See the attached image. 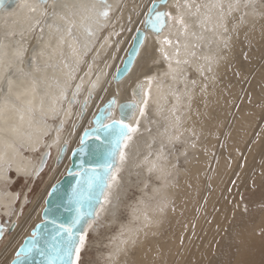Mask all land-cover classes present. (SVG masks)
I'll use <instances>...</instances> for the list:
<instances>
[{
  "label": "bare ground",
  "instance_id": "obj_1",
  "mask_svg": "<svg viewBox=\"0 0 264 264\" xmlns=\"http://www.w3.org/2000/svg\"><path fill=\"white\" fill-rule=\"evenodd\" d=\"M25 2L33 4L35 0ZM64 2L72 6L80 0ZM152 2L109 0L113 10L110 18L104 21L106 27L99 32H96V26L90 21H82L81 15H70L68 10L60 6L53 9L50 6L52 0L44 6L49 15L41 17L39 13L42 9H37L35 13L29 12L27 6L20 7V1L17 8L0 23V38L7 45L8 59L14 61V67L0 79V101L7 97L10 104L17 107H25L31 101L35 110L34 119H40L39 108L43 98L47 131L37 150L33 151L27 146L20 148L12 168L7 172L8 179L0 180V217L7 218L0 233L6 228L11 230L0 250V264H9L22 239L40 221V213L50 187L68 167L71 151L79 145L81 132L90 126L98 108L110 96H114L116 105L124 100L132 101L136 98L133 91L138 84L141 86L140 102L144 99V92L149 93L146 114L140 116L137 108L126 122L137 126L141 133L132 134L133 140L127 150L128 159L118 173L119 183L113 192L112 203L105 208L91 229L99 235L95 245L104 244L108 248L106 252L96 249L93 264H264V211L246 230L241 228L237 220V208L240 205H235L239 193L241 144L246 138L241 134L262 113L254 105L264 103V2L256 0L254 11L251 5L246 7L244 0H240L238 8L229 13L228 5L233 0H204L199 12H196L198 0H187L190 8L183 7L185 0H179L180 13L190 27L186 35L180 36L181 26L175 20L171 21L160 33L161 41L166 36L173 41L170 45L158 43L157 36L146 24L141 23ZM176 2L167 0L156 11H168L172 16H177V8L174 7ZM194 12L196 14L192 15ZM61 15L65 16L64 20L60 19ZM205 16L209 19L205 20ZM36 19L40 20V25L29 31ZM221 24L227 28V32L219 26ZM87 26L92 27L95 36L85 34L84 28ZM70 27L71 35L68 32ZM138 28L145 33V45L136 56L131 71L122 79L114 81L115 72ZM8 30H14L17 34L9 37L5 35ZM21 31L22 37L19 34ZM105 37H108L107 43ZM18 41L23 46L22 59L15 55ZM146 49L152 51L158 63L146 62L143 55ZM165 53L169 57L167 60L164 58ZM33 56L41 69L38 73H32L37 81L36 93L24 94L25 86H31L26 78H21L17 70L32 72ZM259 56H262L263 61L257 66V73L243 85L241 78L248 75L254 59ZM206 58H212L211 64ZM177 59L182 63L177 65ZM241 59L247 63L236 65V73L231 74V63L238 64ZM184 60L188 63H183ZM169 64L181 70L176 79L172 78ZM209 66L212 71H208ZM69 72L74 78L67 84V98L63 101L57 99L58 111L53 114L48 109L52 107V99L60 95L57 83L65 85ZM148 76L155 77L151 84L147 80ZM9 77L13 81L11 94ZM92 80H96L97 87L90 90ZM75 84L81 87L75 97L76 102L70 104V98L74 99ZM242 89L245 97L240 98L236 113L233 103ZM86 99L82 112L81 103ZM112 111L113 118H116L117 106ZM5 116L7 124H0V127L15 125L24 131L28 130L27 113L23 123L14 111L7 112ZM61 122L63 126L59 132V142L55 143ZM190 133L197 136L192 143L188 138ZM0 135L13 139L7 132ZM169 135H179V140L184 141L182 152L188 147L193 150L190 157L185 158V167L179 171L172 167L176 166L175 161L168 160L167 152L163 150L166 159H160L157 163L171 171V175L165 178L159 171L149 172L148 169L152 161L157 160L163 144L171 147L174 141L178 142L174 140L169 143ZM258 141V147L255 145L247 152L250 160L243 164L242 175L245 178L256 170L264 173V161L259 163V160L264 159V134L260 135ZM62 144H67L66 152L60 163L56 164ZM155 145L156 149L153 148ZM45 151H48V157H52V177L41 196L31 203L21 217L27 204L29 188L21 194L12 190L11 175L20 176L24 180L29 178L30 183L34 182L41 172H37V169ZM17 168L21 169L19 173ZM228 174L230 179H226ZM229 181L235 182L231 189ZM131 187L139 189L140 194L136 200L128 202L127 194ZM162 201H167L168 206L161 213L158 207ZM122 208H127L126 221L119 217ZM145 212L158 223L144 228ZM12 223L14 226L9 229ZM110 229L115 231L110 233ZM137 229L143 230L137 232ZM133 235L136 239L134 245L129 239ZM125 239L129 242L118 251L121 249V240ZM236 248L239 249L232 262L227 263L226 253ZM130 249L133 251L128 255Z\"/></svg>",
  "mask_w": 264,
  "mask_h": 264
},
{
  "label": "snow or ice",
  "instance_id": "obj_2",
  "mask_svg": "<svg viewBox=\"0 0 264 264\" xmlns=\"http://www.w3.org/2000/svg\"><path fill=\"white\" fill-rule=\"evenodd\" d=\"M167 3V0H153L152 7L149 8L148 13L145 15V19L141 22L146 24L149 29L157 36V42L163 45H170L173 43L171 39L167 36L164 39L160 40V33L163 29L170 24L171 21L175 20L176 24L180 27V36L187 34L190 27L189 24L185 23L183 14L180 13L181 5L179 0H177L174 7L177 8L178 15L172 16L168 11H156V8L160 4ZM49 4V0H35L33 4H26L25 0H21L20 7H28L29 12L35 13L37 9H42L39 13L41 17L49 15V13L44 10V6ZM240 0H233L232 3L228 5L229 13L234 9L238 8ZM245 6L251 5L255 11L256 0H244ZM53 9L57 6H60L68 10L70 15H81L82 21L88 20L91 24L96 26V32H99L101 29L106 27L104 21H107L110 18V12L113 10L112 4L109 3V0H80L76 5L70 6L64 0H52L50 5ZM5 7L3 0H0V11ZM185 8H190L187 0H185ZM75 9V11H73ZM200 5H196V12H199ZM55 15V13H52ZM196 13H192L195 15ZM30 19V18H29ZM61 20L65 19V16H60ZM205 20L209 19L208 16L204 17ZM221 19H223V10L221 8ZM243 20V17H241ZM203 23V21L201 22ZM6 24V20H5ZM40 25V20L36 19L29 31L35 30L36 27ZM223 27V25H219ZM52 27V25H49ZM211 30V29H209ZM224 32H227V28L223 27ZM43 29L41 28V32ZM58 31V29H57ZM140 34V38L137 44L136 49L133 52V55L129 57V62L123 68V73L126 75L131 71L132 60L136 55L140 54L141 48L145 45L146 36L141 29L136 30ZM69 35H71V27L68 30ZM84 32L87 36H95V32L92 30L91 26L84 28ZM17 33L14 30H8L5 32V35L11 37ZM21 37L23 32L19 33ZM118 34V33H114ZM219 38V37H218ZM108 37H105V43H107ZM62 42V41H61ZM19 45V41L17 42ZM177 49L176 53L179 54V40L176 41ZM103 46V45H102ZM22 45H19L15 55L17 58L22 59L23 50ZM187 48V44L184 45ZM225 47H227V42L225 41ZM163 51V49H160ZM76 51L75 49L73 50ZM41 56L44 55L43 52L40 53ZM195 55V53H191ZM146 62H151L155 64L157 61L153 58V53L150 49H146L143 53ZM164 58L169 59L168 55L165 53ZM211 64L212 58H206ZM175 63L179 65L182 63L180 60H176ZM183 63H188L187 60H184ZM14 67V61L8 59L7 45L4 43L3 39L0 38V79H3L5 73ZM65 67H68L65 64ZM91 68V65L89 66ZM20 73L22 79L26 78L30 84V88L25 86L24 94H35L37 88V81L32 75V73H38L41 71L40 67L37 65L36 58H32V72H26L23 69L17 70ZM120 69H118V72ZM169 71L172 74V78L176 79V76L181 71L179 68H173L169 64ZM208 71H212L209 66ZM74 78L71 72L68 73V79L65 85H60L57 83V88L60 91L58 98L52 99V107L48 109L49 112L55 114L58 109L56 107L57 99L63 101L67 98V84ZM99 79V77H98ZM155 77L148 76L147 80L149 84L154 81ZM13 81L11 77L8 78L9 93H12ZM80 85H76V88L73 90L74 99L70 101L75 103V97L77 96ZM97 87V82H92L91 88L95 89ZM140 85L138 84L136 89L133 91L135 99L130 102L119 105V116L113 118V109L116 107L115 98L109 100L106 105L100 108L94 114L93 123L95 127L91 130H86V135L94 136L97 141H100L99 147L102 149L99 162L94 166L83 169L81 172H78L76 175L78 177L77 183L73 188L71 194V203L74 206L75 215L68 224H58L55 226L52 232L45 230L44 233L33 232L32 237L22 246L20 250L16 253L17 264H30L29 258L33 254H37L41 259L36 261V264H78L80 260V254L82 249L85 247L86 236L90 229L94 227L97 220L100 218L101 214L105 208L112 203L113 192L118 185V173L121 171V166L126 163L128 159V149L131 146V141L133 140V133L138 131L137 126L130 125L125 121L129 118V114H134L137 108H139L140 116H144L145 107L148 102L149 93L144 92V99L142 102L139 101V89ZM91 92L89 93V97ZM19 94L17 99H19ZM87 103V99L84 101ZM9 111H14L19 114V120L21 123L25 122V113H27V127L28 130L24 131L21 127L15 125L11 127H0V133H9L13 139L9 140L5 138L4 135H0V180H7V172L12 168L13 160L17 155H19V150L22 147H31L33 151L38 149L39 144L43 140V136L47 135L46 123L44 119V106L43 98L41 99V105L39 111L41 112L40 119H34L35 110L32 107L31 101L25 107H17L15 104H10L7 97L0 101V124H7V118L5 114ZM70 113V109H69ZM139 120H137V125ZM177 123H179V118H177ZM63 122L57 128V138L55 143L59 142V132L62 130ZM174 140H179V135L177 136H168V141L171 143ZM66 143V141H65ZM84 137H81V145H84ZM195 145H193L194 147ZM51 147V145H49ZM63 146H61V151ZM81 152L84 151L83 147L80 149ZM11 153V156L9 155ZM48 153H45L47 155ZM160 159H166L163 156V145L161 146V151L157 155V160L152 161L151 167L148 169L149 172L159 171L165 178L171 175L170 170H166L161 165L157 163ZM147 162V158L145 160ZM43 163V160L41 161ZM173 168L176 166L173 165ZM18 173L21 169L17 168ZM39 168L37 169V172ZM55 187V186H54ZM158 191V190H157ZM51 194V193H50ZM168 206L167 201H162L158 207L159 212H163L164 209ZM144 228L149 227L153 223H158V221H153L145 212L143 214ZM143 229H137L136 231H142ZM131 243L134 245L136 243L135 236L129 237ZM129 242L128 239L121 240V249L123 245Z\"/></svg>",
  "mask_w": 264,
  "mask_h": 264
},
{
  "label": "rangeland",
  "instance_id": "obj_3",
  "mask_svg": "<svg viewBox=\"0 0 264 264\" xmlns=\"http://www.w3.org/2000/svg\"><path fill=\"white\" fill-rule=\"evenodd\" d=\"M259 2L263 3L264 0H259ZM197 3L200 5V8H201L205 2H204V0H198ZM156 61H157V59H156ZM262 61H263L262 56H259L256 59H254V62H253L252 66L249 70L248 75H246L244 78H241L243 85L247 84L248 80L254 75L255 72L257 73V66H259L260 65L259 63ZM156 63H158V61ZM245 63H247V62H245V59H241V61L238 62V64L236 62H232L231 68L233 69V71L231 70V74L236 73V65H245ZM161 69H162V67H161ZM232 77L236 78V76H232ZM243 92H244L243 89L240 90V92L238 93V96L236 97V99L233 103V109H234V112H236V113H237L236 107L239 105V103L241 101L240 98L245 97V96H243ZM254 108L258 109V110H262V113L255 119V121L251 124V126L247 129H244L242 131V134H241V135H245L246 138L243 140V142L241 144L242 145V152H241L240 157H239V160H240V167H239V169H240L239 176L240 177H239V182H238L239 183V193H238V200L235 201V205L237 207L240 205L237 208L238 209L237 212L239 215L237 220L240 222L241 228L242 229L244 228L246 230L250 229V227L255 223V221L259 218V216L264 211V173L261 170H256L253 174H250L247 178H245V176L242 175L243 164L248 163L250 160L247 157V152H250L255 145H256V147H258V145H259L258 139L260 138V135L264 134V132H263V130H264V103L256 104V105H254ZM145 114H146V112H145ZM231 122H232V117H231ZM149 131H152L151 128H149ZM184 132H186V131L184 130ZM138 133H141V132L137 131L134 133V135L138 134ZM195 135L196 134H194V133H190L188 135V138L190 139L191 143L197 137ZM178 142L174 141V144L172 143V146H171L172 148L167 146L166 144H163V150L164 151L166 150L165 152H167L166 153L167 159L168 160L171 159V160L175 161V164H176L175 168H177L176 169L177 171L182 169V167L183 168L185 167L184 162L186 159H188L190 157L192 150H193L192 148L188 147V148H186V151L182 152V150L184 149V144H183L184 141L178 140ZM156 146L157 145L153 146V148L156 149L157 148ZM262 152L264 153V147H262ZM188 153H190V154H188ZM170 154H172L173 156L172 155L170 156ZM179 159H180V161H179ZM51 160H52V157H48V159L45 162L40 174L37 176V179L32 183H30L29 178L27 180L26 179L24 180L20 176L14 177L11 175V178L13 179V183H12V185H10V188L12 190L18 191L21 194V192L23 193V192H25V190L27 188H29L28 192H27L28 193L27 194V200H26L27 204H25V207L23 208L24 211L22 212L21 217L24 215L25 211H27L30 208L31 203L35 199H37L41 196L45 187L48 185V183L52 177ZM263 161H264V159L259 160V163H261ZM64 173H65V171L62 173V175ZM226 179H230V174L227 175ZM154 181L157 182L156 180H154ZM234 184H235L234 181H229V188L231 189V187H233ZM139 194H140L139 189H137L135 187L134 188L131 187L128 191V194H127L128 202L134 201L132 199L137 198V196ZM235 196H237V192H236ZM127 215H128L127 214V208H122L120 210V213H119L120 219L122 221H126ZM18 219H19V217H18ZM6 220H7V218L2 217V216L0 217V228L5 226ZM114 231H115L114 229H112V230L110 229V233L114 232ZM10 234H11V230H8V228H6L5 230H3L0 233V250L2 249V247H4V243H5L4 241L7 239L8 235H10ZM96 239L99 240V235L97 236L90 229L87 233L85 247L81 251L80 260H79L78 264H93V261L96 259V257H95L96 249L100 250L101 252L108 251V248L104 244L95 245ZM238 249L239 248H236L234 251L226 253L225 260L227 263L232 262L233 257L237 253ZM129 251L130 252L128 253V255H130V253H132L133 250L130 249Z\"/></svg>",
  "mask_w": 264,
  "mask_h": 264
},
{
  "label": "water",
  "instance_id": "obj_4",
  "mask_svg": "<svg viewBox=\"0 0 264 264\" xmlns=\"http://www.w3.org/2000/svg\"><path fill=\"white\" fill-rule=\"evenodd\" d=\"M20 1L21 0H3L5 7L3 8L2 11H0V23L4 20L6 16H9L17 8ZM152 3L150 7H152ZM139 38H140V34L137 33V31H135L132 41L130 43V46L127 49L126 55L123 58L121 65L118 67L120 71L118 72V69H117L115 72L114 81H118L125 76L124 74H122L123 68L125 65L128 64L129 57L133 55V52L137 47ZM135 58L132 60V65H133ZM94 81L96 82V80H92L89 84L90 90H92L91 84ZM76 85L77 84H75L73 90L76 88ZM113 98L114 96H110L98 108V110L102 108L104 105H106L108 101L112 100ZM70 101H72V98H70ZM130 101L131 100H124V101L117 103L116 105L117 106V117L119 116V105L130 102ZM83 105H84V102L81 103L82 112H83ZM130 114H129V118H130ZM129 118L125 122H127ZM93 120H94V116L91 119L90 126L86 127L81 132L79 145L71 151L70 158H69V165L66 168L65 173L49 189L46 195V198L44 200V206L40 213V217H41L40 221H38L32 227V229L29 232V235H26L22 239L21 243L16 248L14 252V256L10 260L9 264H17V258H16L17 251L20 250L22 246L26 245V243L32 237V234L34 231L38 233H44L45 230H47L48 232H52L56 225L68 224L71 222L73 216L75 215L74 206L71 203V194L73 192L74 186L77 183L78 177L76 174L78 172H81L83 169L90 168L94 166L96 163H98L99 156L102 151V149L99 147L100 141H97L94 136L86 135V130H91L92 128L95 127ZM82 136L84 137V141H85L84 145H81ZM61 146H63V150L61 151V147H60L58 155L55 160L56 164L60 163L61 159L63 158L66 152L67 144H62ZM82 147L84 149L83 152L80 151ZM45 153H48V151H45L41 156V161L43 160V163H41L40 161L39 170H42L45 162L47 161L48 154L45 155ZM13 226H14V223L10 225L9 229H11ZM40 259L41 258L37 254H33L29 258L30 264H36V261Z\"/></svg>",
  "mask_w": 264,
  "mask_h": 264
}]
</instances>
